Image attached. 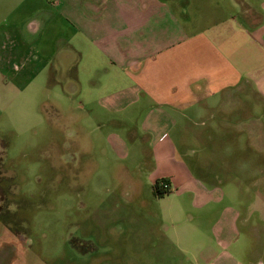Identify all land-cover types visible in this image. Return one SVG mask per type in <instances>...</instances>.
<instances>
[{"label": "rangeland", "instance_id": "374dc122", "mask_svg": "<svg viewBox=\"0 0 264 264\" xmlns=\"http://www.w3.org/2000/svg\"><path fill=\"white\" fill-rule=\"evenodd\" d=\"M16 2L0 0V19L15 10ZM199 2L197 7L206 10L205 1ZM185 4L179 10L184 6L190 12L192 5ZM22 33V43L30 41L31 34ZM69 43L72 47L59 46L58 40L39 48L12 46L0 27L1 264H144L145 258L151 264L150 257L128 253V235L142 228L132 219L155 210L167 217L164 202L171 203L174 194L154 193L149 160L133 175V161L111 149L114 130L127 142L128 157L147 151L148 137L134 113L102 111L101 92L95 90L106 77L101 74L111 71L106 49V59L102 55L99 61L78 42ZM140 50L108 51L114 57ZM80 90L90 95H79ZM242 101L241 115L249 114L246 125L222 127L218 121L228 115L216 111L214 120L206 117L204 125L185 129L190 135L210 125L213 142L197 145L195 155L183 150L182 157L192 175L187 184L212 183L216 188L209 194L221 189L223 199L236 206L242 225L251 227L244 231L251 250L257 245L250 238L264 235V106L249 92ZM169 144L174 156L182 151L176 139L169 138ZM199 212L217 215L213 208ZM258 247L264 248V241Z\"/></svg>", "mask_w": 264, "mask_h": 264}, {"label": "crops", "instance_id": "0c3cea01", "mask_svg": "<svg viewBox=\"0 0 264 264\" xmlns=\"http://www.w3.org/2000/svg\"><path fill=\"white\" fill-rule=\"evenodd\" d=\"M183 1L192 5L190 12L184 6L179 10ZM199 1L17 0L0 27L12 46L39 48L57 40L59 46H71L74 40L94 53L93 60L100 61L104 49L112 59L111 71L101 74L106 77L95 90L101 92L97 99L104 112L137 115L148 149L128 157L127 142L116 130L110 135L111 149L133 161V175L149 160L150 182L164 177L174 194L171 203L164 202L167 217L157 210L133 217L142 228L128 235L129 255L150 257L151 264H264V248L258 247L264 235L250 238L257 247L247 250L244 231L251 227L242 225L238 209L223 199L221 189L213 195L212 183L187 184L192 175L182 157L183 150L195 155L197 145L214 140L210 125L188 135L185 129L192 124L204 125L206 117L214 120L216 111H222L228 115L218 121L222 127L246 125L249 114L241 112L248 92L264 106V0H203L206 10L197 7ZM22 32L32 36L27 43H22ZM114 48L148 52L113 57L108 50ZM232 113L238 115L230 118ZM169 138L182 148L175 156L168 152ZM208 168L210 164L205 174ZM187 192L192 193L189 200L175 201ZM212 208L217 215L199 212ZM149 262L145 258L144 264Z\"/></svg>", "mask_w": 264, "mask_h": 264}, {"label": "built area", "instance_id": "2783aa9c", "mask_svg": "<svg viewBox=\"0 0 264 264\" xmlns=\"http://www.w3.org/2000/svg\"><path fill=\"white\" fill-rule=\"evenodd\" d=\"M155 186L160 190V191H169L170 185L169 182L166 179L160 178L157 179L155 182Z\"/></svg>", "mask_w": 264, "mask_h": 264}, {"label": "trees", "instance_id": "16d2710c", "mask_svg": "<svg viewBox=\"0 0 264 264\" xmlns=\"http://www.w3.org/2000/svg\"><path fill=\"white\" fill-rule=\"evenodd\" d=\"M163 179H165L164 177H163ZM155 182L156 181H154V193L155 194H157V195H160V194H163V193H167V192H169V191H160L156 186H155Z\"/></svg>", "mask_w": 264, "mask_h": 264}, {"label": "flooded vegetation", "instance_id": "af4514ba", "mask_svg": "<svg viewBox=\"0 0 264 264\" xmlns=\"http://www.w3.org/2000/svg\"><path fill=\"white\" fill-rule=\"evenodd\" d=\"M0 264H1V260H0Z\"/></svg>", "mask_w": 264, "mask_h": 264}]
</instances>
